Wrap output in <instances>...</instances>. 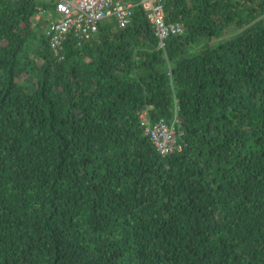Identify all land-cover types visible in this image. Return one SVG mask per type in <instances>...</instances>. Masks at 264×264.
<instances>
[{"label": "trees", "instance_id": "1", "mask_svg": "<svg viewBox=\"0 0 264 264\" xmlns=\"http://www.w3.org/2000/svg\"><path fill=\"white\" fill-rule=\"evenodd\" d=\"M58 3L0 0V264H264V0H167L165 53L137 7L55 55Z\"/></svg>", "mask_w": 264, "mask_h": 264}, {"label": "built area", "instance_id": "2", "mask_svg": "<svg viewBox=\"0 0 264 264\" xmlns=\"http://www.w3.org/2000/svg\"><path fill=\"white\" fill-rule=\"evenodd\" d=\"M167 0H59L57 17L46 31L50 47L58 55L69 40L79 45L91 41L105 21H115L120 29H127L133 22L135 9L140 7L152 27L158 48L166 52V43L172 37L185 34L183 23H170L166 10ZM43 13L36 17L42 19ZM146 134L161 157L182 152L173 126L160 121L150 123L148 114L141 117Z\"/></svg>", "mask_w": 264, "mask_h": 264}, {"label": "crops", "instance_id": "3", "mask_svg": "<svg viewBox=\"0 0 264 264\" xmlns=\"http://www.w3.org/2000/svg\"><path fill=\"white\" fill-rule=\"evenodd\" d=\"M46 1H50V0H46Z\"/></svg>", "mask_w": 264, "mask_h": 264}, {"label": "clouds", "instance_id": "4", "mask_svg": "<svg viewBox=\"0 0 264 264\" xmlns=\"http://www.w3.org/2000/svg\"><path fill=\"white\" fill-rule=\"evenodd\" d=\"M149 118V117H148Z\"/></svg>", "mask_w": 264, "mask_h": 264}, {"label": "rangeland", "instance_id": "5", "mask_svg": "<svg viewBox=\"0 0 264 264\" xmlns=\"http://www.w3.org/2000/svg\"><path fill=\"white\" fill-rule=\"evenodd\" d=\"M106 22V21H105Z\"/></svg>", "mask_w": 264, "mask_h": 264}]
</instances>
